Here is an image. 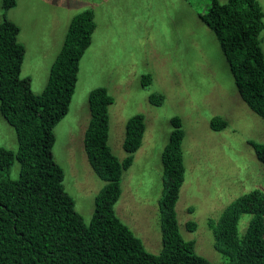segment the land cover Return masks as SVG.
Wrapping results in <instances>:
<instances>
[{"label":"rangeland","instance_id":"374dc122","mask_svg":"<svg viewBox=\"0 0 264 264\" xmlns=\"http://www.w3.org/2000/svg\"><path fill=\"white\" fill-rule=\"evenodd\" d=\"M259 1L264 9V0ZM210 4V0H17L6 9L0 0V23L7 17L20 27L19 40L26 47L22 75L30 76L33 90L40 93L71 19L86 9L94 10L93 41L81 60L69 112L55 127L53 153L64 169L65 189L89 223L95 196L105 181L88 161L84 135L91 119L90 92L104 86L114 97L109 144L120 159L128 155L123 147L128 119L145 115L143 142L124 171L115 210L149 252L159 253L163 247L162 152L173 130L171 120L180 116L186 166L176 204L180 231L186 240L195 241L198 254L227 263L230 257L216 249L209 220L219 219L240 195L264 191V164L249 143H264V118L240 96L216 34L199 17ZM148 74L151 82L143 85ZM154 93L165 96L163 104L150 102ZM215 116L226 120L227 126L212 128ZM0 147L18 149L16 130L1 109ZM19 173L16 160L10 175L16 178ZM251 217L242 215L241 237ZM191 221L197 224L194 230L188 228Z\"/></svg>","mask_w":264,"mask_h":264},{"label":"trees","instance_id":"16d2710c","mask_svg":"<svg viewBox=\"0 0 264 264\" xmlns=\"http://www.w3.org/2000/svg\"><path fill=\"white\" fill-rule=\"evenodd\" d=\"M200 19L214 31L227 58L242 99L264 118V9L259 0H210ZM17 0H3L6 9ZM97 23L93 9L71 19L62 49L51 66L48 83L37 93L32 78L22 75L26 47L19 40L20 27L5 17L0 23V109L15 128L18 149L0 147V264H264V191L255 189L234 199L219 219H210L215 247L230 257L216 263L198 254L195 241L186 240L179 227L176 204L185 181L180 116L172 118L173 130L162 152L163 192L159 198L162 250L149 252L142 239L117 215L124 171L134 160L146 132L145 115L137 113L126 123L120 159L112 150L110 105L114 97L104 86L90 92L91 119L84 146L94 172L105 181L95 196L93 217L87 223L74 197L64 186L65 173L53 153L55 127L68 114L75 93L81 60L91 46ZM144 75L143 85L151 82ZM154 93L150 102L163 104ZM214 129L227 126L220 116ZM264 164V143L250 140ZM16 160L19 176L10 171ZM252 215L243 237L239 223ZM194 230L196 222H189Z\"/></svg>","mask_w":264,"mask_h":264}]
</instances>
